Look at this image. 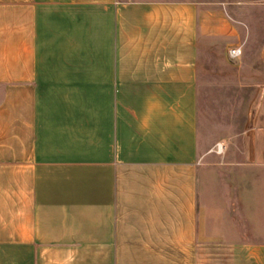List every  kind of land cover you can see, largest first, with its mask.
Wrapping results in <instances>:
<instances>
[{
	"label": "crops",
	"instance_id": "obj_1",
	"mask_svg": "<svg viewBox=\"0 0 264 264\" xmlns=\"http://www.w3.org/2000/svg\"><path fill=\"white\" fill-rule=\"evenodd\" d=\"M239 27L226 0H0V264H264V40L225 155L198 123Z\"/></svg>",
	"mask_w": 264,
	"mask_h": 264
},
{
	"label": "rangeland",
	"instance_id": "obj_2",
	"mask_svg": "<svg viewBox=\"0 0 264 264\" xmlns=\"http://www.w3.org/2000/svg\"><path fill=\"white\" fill-rule=\"evenodd\" d=\"M226 1L241 27L239 44L236 46H241L242 54L239 58L229 59L223 41L210 40L200 59L198 123L206 147L212 143H223L222 140L228 142L235 139L242 131L247 105L253 94L248 83L249 72L264 40V0ZM227 151L229 149H224L219 155L223 156Z\"/></svg>",
	"mask_w": 264,
	"mask_h": 264
},
{
	"label": "built area",
	"instance_id": "obj_3",
	"mask_svg": "<svg viewBox=\"0 0 264 264\" xmlns=\"http://www.w3.org/2000/svg\"><path fill=\"white\" fill-rule=\"evenodd\" d=\"M241 54H242L241 46H234L228 49V56L231 59L239 58ZM214 151L217 154H222L224 152V145L220 142L216 143Z\"/></svg>",
	"mask_w": 264,
	"mask_h": 264
}]
</instances>
